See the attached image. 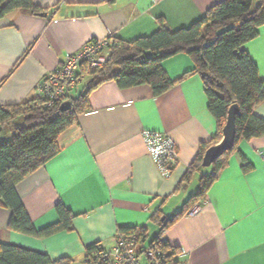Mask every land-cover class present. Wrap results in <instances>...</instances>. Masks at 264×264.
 <instances>
[{
	"label": "crops",
	"instance_id": "0c3cea01",
	"mask_svg": "<svg viewBox=\"0 0 264 264\" xmlns=\"http://www.w3.org/2000/svg\"><path fill=\"white\" fill-rule=\"evenodd\" d=\"M224 1L33 0L43 9L40 14L17 10L0 18V106L38 97L46 76L89 42L148 37L160 29V21L173 31L188 28ZM245 49L264 78V26ZM162 66L176 80L194 62L179 54ZM82 80L89 83L88 76ZM255 114L264 118V102ZM217 132L197 74L161 96L147 84L102 83L91 93L89 108L60 136V152L16 185L37 229L57 223L61 203L75 215L73 230L48 238L12 232V212L0 206V245L44 253L52 261L69 258L71 264H85L92 245L112 247L122 227L145 228L143 243L150 245L160 233L153 217L172 222L198 191L201 177L212 174V166L202 167L183 182L200 146ZM145 133H161L175 143L179 158L169 177L161 175L148 153ZM237 148L207 199L195 206L198 211L190 210L163 233L178 250L180 263L264 264V137L243 140ZM244 159L252 165L246 173Z\"/></svg>",
	"mask_w": 264,
	"mask_h": 264
},
{
	"label": "trees",
	"instance_id": "16d2710c",
	"mask_svg": "<svg viewBox=\"0 0 264 264\" xmlns=\"http://www.w3.org/2000/svg\"><path fill=\"white\" fill-rule=\"evenodd\" d=\"M17 10L34 15L43 11L33 0H0V18ZM262 26L264 0H225L188 28L173 31L160 21V29L151 36L130 42L113 39L103 51L108 54L103 66L93 69L88 62L81 65L77 78L88 76L89 83L77 97L72 95L68 101H54L50 106L43 96L16 106H0V206L12 212L8 229L36 238L73 230L75 215L61 203L56 206L57 223L37 229L17 194L16 185L60 152V136L89 108V97L99 85L107 81H115L121 88L147 84L155 96H161L182 79L197 74L204 84L208 109L217 121L218 132L210 142L200 146L184 183L192 173L202 169L207 150L221 142L229 110L234 104L239 106L240 116L236 117L233 149L216 160L211 175L201 177L198 191L188 199L181 212L167 224L166 220L160 222L159 217H153L160 233L150 245L159 242L170 263L179 264L176 259L178 250L162 238L165 230L207 199L210 187L228 165L241 141L264 137V118L255 114V109L264 102V78L245 49L258 37ZM179 54L191 57L194 68L174 80L162 64ZM65 102L72 105L69 111L62 110ZM251 169L252 165L244 159L242 170L246 173ZM119 231L138 234L142 242L148 237L145 228L122 227ZM100 247V244L88 247L87 254ZM71 263L69 258L52 261L44 253L10 244L0 245V264Z\"/></svg>",
	"mask_w": 264,
	"mask_h": 264
},
{
	"label": "built area",
	"instance_id": "2783aa9c",
	"mask_svg": "<svg viewBox=\"0 0 264 264\" xmlns=\"http://www.w3.org/2000/svg\"><path fill=\"white\" fill-rule=\"evenodd\" d=\"M111 40L92 41L66 58L60 68L46 76L38 87V98L43 96L50 106L54 101H68L72 90L80 81L77 73L84 62L95 69L103 66L108 58L103 53ZM144 139L148 153L152 157L163 177H169L178 163V150L175 143L161 133H145ZM197 207L191 213L197 212ZM85 264H172L160 248L159 242L146 246L138 234H125L121 231L114 237V244L107 248L101 246L91 254H87ZM183 264V263H179Z\"/></svg>",
	"mask_w": 264,
	"mask_h": 264
},
{
	"label": "water",
	"instance_id": "95a60500",
	"mask_svg": "<svg viewBox=\"0 0 264 264\" xmlns=\"http://www.w3.org/2000/svg\"><path fill=\"white\" fill-rule=\"evenodd\" d=\"M46 16V14H41ZM72 108L70 102H65L62 106L63 111H69ZM240 116V108L234 104L228 113V120L223 129V140L219 145H215L207 150L203 158V167H211L224 153L233 149L236 138V117ZM165 221V218L162 219Z\"/></svg>",
	"mask_w": 264,
	"mask_h": 264
},
{
	"label": "rangeland",
	"instance_id": "374dc122",
	"mask_svg": "<svg viewBox=\"0 0 264 264\" xmlns=\"http://www.w3.org/2000/svg\"><path fill=\"white\" fill-rule=\"evenodd\" d=\"M256 1H259V0H256ZM87 84H88V80H82V81L78 82V84H77V86L75 88L74 95L76 97L79 96V94L85 90ZM155 233H156V229L153 228L151 233H150L151 234L150 235V239L154 237Z\"/></svg>",
	"mask_w": 264,
	"mask_h": 264
}]
</instances>
